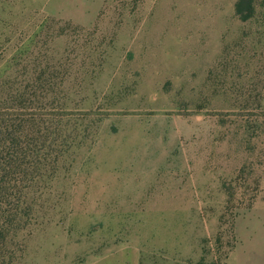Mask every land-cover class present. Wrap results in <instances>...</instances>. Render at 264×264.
Listing matches in <instances>:
<instances>
[{"label": "rangeland", "instance_id": "1", "mask_svg": "<svg viewBox=\"0 0 264 264\" xmlns=\"http://www.w3.org/2000/svg\"><path fill=\"white\" fill-rule=\"evenodd\" d=\"M238 2L0 0V81L54 72L87 129L18 264H264V0Z\"/></svg>", "mask_w": 264, "mask_h": 264}, {"label": "trees", "instance_id": "2", "mask_svg": "<svg viewBox=\"0 0 264 264\" xmlns=\"http://www.w3.org/2000/svg\"><path fill=\"white\" fill-rule=\"evenodd\" d=\"M254 2L239 0L242 20L253 16ZM57 77L44 70L25 83L0 81V264L22 259L25 233L42 213L63 163L86 136L81 117L66 111Z\"/></svg>", "mask_w": 264, "mask_h": 264}]
</instances>
